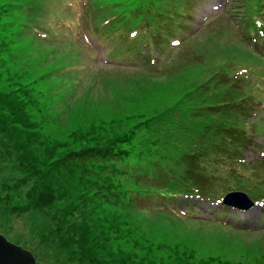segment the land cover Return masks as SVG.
Returning <instances> with one entry per match:
<instances>
[{
  "label": "rangeland",
  "instance_id": "374dc122",
  "mask_svg": "<svg viewBox=\"0 0 264 264\" xmlns=\"http://www.w3.org/2000/svg\"><path fill=\"white\" fill-rule=\"evenodd\" d=\"M226 1L0 0V233L36 264H264V222L203 217L200 201L166 206L173 187L157 181L170 165L183 170L178 147L156 148L177 123L200 136L230 125L208 108L222 89L208 93L200 118L178 114L185 101L201 105L193 89L211 70L247 68L256 93L244 87L264 97V38L249 35L244 3L228 13ZM174 11L189 18L165 22ZM72 64L82 65L59 73ZM253 126L264 137V107ZM263 137L244 154L249 182L260 178ZM226 218L256 232L207 221Z\"/></svg>",
  "mask_w": 264,
  "mask_h": 264
},
{
  "label": "trees",
  "instance_id": "16d2710c",
  "mask_svg": "<svg viewBox=\"0 0 264 264\" xmlns=\"http://www.w3.org/2000/svg\"><path fill=\"white\" fill-rule=\"evenodd\" d=\"M261 0H258L256 2V4H251V7H252V10H249L248 8V2L249 0H246L245 1V6H246V14L250 17L252 15H254V7L253 6H258V4L260 3ZM184 4H186V0H184ZM261 6H264V0H262V4ZM245 9V7H244ZM176 12V11H174ZM173 14V13H172ZM171 16L174 18L176 17L175 15H172ZM176 15H179L177 13H174ZM180 16V15H179ZM218 78V76H215L214 79ZM217 79L213 82V86H214V89H215V86H216V92L218 93V90L219 89H224V87L226 85H229L230 86V90H226L225 91V94H230L232 90H236V88L238 87L237 86V82L234 81V83H229V82H226L224 80V78L220 79L217 83ZM208 88H206L207 90ZM237 91V90H236ZM237 94L236 92L233 93L232 97H236ZM219 97H222V94H219L218 98ZM229 102V101H228ZM231 103L228 104V106H230ZM180 108V107H179ZM230 108H234L232 106H230ZM182 111V113H178V114H184L186 116H193L194 115V109L193 108H187L186 107V101L184 102V104L182 105V108H180ZM221 108H216L215 106L214 107H211L210 110L212 112H215V111H219ZM177 114H174L170 117H168L167 119H170L169 121H174V118ZM145 122L148 123L149 127L148 129H150L152 126H153V118L147 120L145 117H144V120L141 122L142 124L141 125H145ZM143 127V126H142ZM203 129H205V127H203ZM178 130H180L182 132V130L185 131V128L182 127V125H180V123L178 124ZM132 133L133 131H129L128 133H125L123 136H122V139H121V142H128L131 137H132ZM225 134V135H229L231 137L230 134H228L227 131H225L224 133L222 132H217L216 134V141H217V138H218V144L216 143V146L214 148V157L215 158H222L223 160L229 156L231 157V147L230 146H226L224 147V141L221 139L222 138V135ZM178 137H180L178 135V133H175V132H172L170 133V138H158L157 139V147L156 148H169L170 146V142H172L173 139H178ZM173 138V139H172ZM134 140V138H133ZM133 140H132V143H133ZM202 152V148L200 147L199 148V154ZM118 153H121V151H118ZM183 160H185V167L188 166V165H191V166H195V159L189 155H185V157L183 158ZM195 171H197L199 174L198 175H201L202 174V170L199 169L198 166L195 167ZM157 177H159L158 175H156ZM201 177V176H200ZM203 177V176H202ZM188 181V182H185V180ZM183 178L182 177H178L176 176V174H174L172 171H170L168 169V171L166 172L165 174V177L164 179H158L157 181H161V182H170V188H172L171 190H168V191H165L166 195L168 196V201L165 202V203H168V202H171L172 200H175V197L177 196H189L193 193L194 189L197 188V185H199V183H201V178H199L197 176V174H195V176H192L190 175V168L188 167L184 173H183ZM203 184V183H201ZM153 189H157L156 191H159V190H164V189H161V188H164L163 186L160 187V186H156L155 187H152ZM151 188V189H152ZM163 194V193H162ZM163 196V195H162ZM152 198V196H151ZM163 199V198H161Z\"/></svg>",
  "mask_w": 264,
  "mask_h": 264
},
{
  "label": "water",
  "instance_id": "95a60500",
  "mask_svg": "<svg viewBox=\"0 0 264 264\" xmlns=\"http://www.w3.org/2000/svg\"><path fill=\"white\" fill-rule=\"evenodd\" d=\"M0 264H36L33 255L0 233Z\"/></svg>",
  "mask_w": 264,
  "mask_h": 264
}]
</instances>
